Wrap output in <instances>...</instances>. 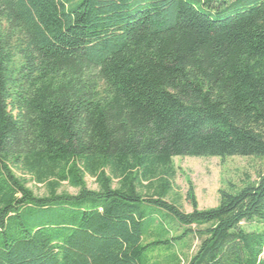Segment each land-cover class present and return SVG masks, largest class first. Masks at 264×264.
<instances>
[{"label":"trees","instance_id":"1","mask_svg":"<svg viewBox=\"0 0 264 264\" xmlns=\"http://www.w3.org/2000/svg\"><path fill=\"white\" fill-rule=\"evenodd\" d=\"M236 156L264 158V0H0V264H264L263 172L168 200L174 158Z\"/></svg>","mask_w":264,"mask_h":264},{"label":"rangeland","instance_id":"2","mask_svg":"<svg viewBox=\"0 0 264 264\" xmlns=\"http://www.w3.org/2000/svg\"><path fill=\"white\" fill-rule=\"evenodd\" d=\"M174 166L178 173L174 181L173 193L168 200L179 204L183 211L191 213L193 207L187 199L190 186L195 189L200 210L214 208L220 201V189L226 188L230 182L240 186L246 174L252 176L253 179H257L259 172L264 173V158L239 156L226 159L178 157L174 158ZM17 175L22 177L21 172H17ZM26 180L29 188L38 197H45L49 194L46 184H37L32 177H27ZM86 182L89 189L99 190L95 178L87 175ZM115 186H117V181ZM59 192L77 195L79 190L71 187L68 183H64ZM199 245V241L193 240L191 248L184 250L185 254L190 257L193 256L197 252ZM181 248L182 244H177L170 250L163 251L160 255L156 254L157 258L155 257L150 264H163V261L168 256L180 255L184 258Z\"/></svg>","mask_w":264,"mask_h":264}]
</instances>
